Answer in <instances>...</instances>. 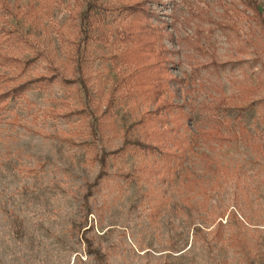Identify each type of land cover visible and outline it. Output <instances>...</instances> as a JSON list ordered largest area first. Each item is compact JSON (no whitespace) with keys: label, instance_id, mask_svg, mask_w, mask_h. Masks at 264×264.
<instances>
[{"label":"rangeland","instance_id":"1","mask_svg":"<svg viewBox=\"0 0 264 264\" xmlns=\"http://www.w3.org/2000/svg\"><path fill=\"white\" fill-rule=\"evenodd\" d=\"M100 1L145 2L157 16L142 21L162 37L128 49L121 31L134 15L112 10L78 62L86 0H0V264H264V26L254 9ZM252 1L264 16V0ZM167 100L157 123L137 124Z\"/></svg>","mask_w":264,"mask_h":264},{"label":"trees","instance_id":"2","mask_svg":"<svg viewBox=\"0 0 264 264\" xmlns=\"http://www.w3.org/2000/svg\"><path fill=\"white\" fill-rule=\"evenodd\" d=\"M247 1V0H246ZM248 6L252 7L255 11L256 19L259 21L264 26V16L262 12L260 11L259 7L255 5V2L252 0L247 1ZM112 10H120V11H128V14H133L134 18L133 20L136 21L135 24H130L123 28L121 31L122 34H124V37L126 41H130L131 46H129L128 49L134 47L136 44L141 42L142 37H148L150 39H155L158 40V37H162V28L160 27H153L152 25H149L147 22H143L142 19L144 17H149L150 15L157 16L155 12H150L149 9L147 8V4L143 1H136L132 4H121V5H107L104 2H101L100 0H86L85 3V8L80 11L79 13V18H80V39L77 42L75 46V60L78 62L84 58L85 51L87 50V46L89 45V42L94 39L93 31L95 29L96 23L109 11ZM156 41L150 42L155 45ZM162 48H164L163 45H161ZM160 49L159 52V60L156 63V67L158 70L162 71L167 69L166 64L169 61V58L165 54V49ZM152 52H155V49L150 48ZM159 76L160 74L157 73ZM49 78L51 81L54 80L55 76L51 77H45ZM168 80L172 82L173 77L168 74ZM172 80V81H171ZM36 82V81H32ZM30 83H22L20 85H15L13 86L9 91H7L3 97L5 98H13L18 96L21 92H23L27 86ZM141 84L143 86H150L149 82L141 81ZM169 105H172L171 101L167 100L164 101L163 103L161 102L159 107L153 111H147L137 122L138 125H144L147 122L153 121L154 123H157L159 119L163 117V110L169 107ZM183 107H179V110H182ZM136 145L137 147L140 148H152L151 144L149 142L143 141L142 139H125L124 140V145ZM98 159L100 162L105 165L107 162V157L104 154L98 155Z\"/></svg>","mask_w":264,"mask_h":264}]
</instances>
